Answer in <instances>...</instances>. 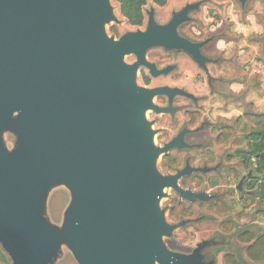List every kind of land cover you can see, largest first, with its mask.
<instances>
[{"label":"water","instance_id":"water-1","mask_svg":"<svg viewBox=\"0 0 264 264\" xmlns=\"http://www.w3.org/2000/svg\"><path fill=\"white\" fill-rule=\"evenodd\" d=\"M107 0H0V250L4 264H53L63 241L77 264H200L164 241V188L190 198L157 158L147 110L167 89L135 82L145 50L170 46L166 27L108 36ZM176 22L171 24L174 25ZM170 27V26H168ZM175 45L188 48L187 42ZM138 62L128 65L126 54ZM12 129L18 142L4 143ZM70 194L61 227L46 215L52 187ZM194 196V195H193ZM59 252V253H58Z\"/></svg>","mask_w":264,"mask_h":264},{"label":"flooded vegetation","instance_id":"flooded-vegetation-1","mask_svg":"<svg viewBox=\"0 0 264 264\" xmlns=\"http://www.w3.org/2000/svg\"><path fill=\"white\" fill-rule=\"evenodd\" d=\"M107 2L114 18L109 23L113 22L119 26L127 23L132 27L120 35L116 28H113V34L107 33L108 36L119 40L128 33H145L149 28L166 27L161 35L167 37L171 44L148 47L144 57L153 68L143 63L139 64L135 77L137 84V76H141L143 85L137 84L140 87L152 90L167 89V92L159 93L152 98L153 104L165 108L166 111L156 112L149 109L147 111H150L154 117L151 120L145 118L154 135L155 130L152 127L156 124L155 117L159 115H167V119L175 126L176 131L165 142L154 144L163 147L183 133L180 144L160 155L161 166L168 171L163 173L164 175L174 174L188 167L189 171L181 175L177 183L194 196L185 198L173 188H169L181 199L175 202L171 200L169 216L176 218L179 215H186L189 211L188 206L196 204H208L212 210L226 214L229 208L220 198L232 196L237 197L244 211L254 208L255 217L263 218L264 156L261 151L253 153L251 147L264 141L262 137L264 111L252 109V95L260 94L259 91L264 83V0H107ZM173 22L176 24L171 26ZM253 34L256 37L254 39H252ZM177 40L187 42L189 49L175 45L174 42ZM248 42L255 44L252 59L255 63L254 69L246 66L247 61H251L252 58L247 48ZM153 49L160 50L162 54L149 59L147 54ZM126 57H131V60L126 62ZM185 60L197 67L203 76V80L200 79L195 83L193 79L200 78V74L188 78L189 83L198 85L203 82L206 85L205 93L196 94L176 84V81L184 78ZM124 62L128 65L136 64L137 54L134 52L126 54ZM156 78H158L156 84L150 86L152 79ZM154 99H160L161 103L155 102ZM179 100L186 101L179 104ZM178 112L182 113V120L176 118ZM236 128L239 131H236ZM207 129H209V139L214 135L217 145L226 143L224 145L226 160H235L236 163L235 168L231 166L225 169L227 179H235V184L225 192L196 190L189 185H180V180L196 174L202 177L207 175V181L212 186L218 181L219 173L223 170L220 162L214 165H196L191 161L190 156L185 154L182 165L178 167L180 161L172 155L173 151L191 152L206 148L203 143L193 142V138L203 134ZM255 132L261 133L255 136L253 135ZM236 133L243 134L241 143L233 150H227L233 144ZM260 161L262 165H259ZM162 209L166 212L165 208ZM206 218V215L194 219L184 218L182 220L186 223L183 226L191 222H201ZM232 224L230 220H224L220 223V227L223 231H227L232 228ZM260 231L259 226L252 225L251 229L243 230L237 237L240 243L249 244L245 254L254 262L264 260V232L259 233ZM199 243L200 247L198 246L197 249ZM222 246H227L226 240L204 238L187 254L197 249L195 257L200 264H216V255L210 256L208 250ZM224 257L225 264H239L238 258L233 255Z\"/></svg>","mask_w":264,"mask_h":264},{"label":"rangeland","instance_id":"rangeland-1","mask_svg":"<svg viewBox=\"0 0 264 264\" xmlns=\"http://www.w3.org/2000/svg\"><path fill=\"white\" fill-rule=\"evenodd\" d=\"M113 28L117 30L118 34H122L123 32L131 29L132 27L129 26L127 23L123 25H116L112 23H109L106 25V31L109 35L113 34ZM240 36V35H238ZM252 39L256 38L255 35H252ZM255 44L253 42L247 43V48L251 52V61H247L246 66L250 69H254L253 65L255 64L252 59L254 55V49L253 47ZM248 51V55H249ZM162 54L160 50L153 49L151 50L147 56L149 59H154L155 55ZM256 54V53H255ZM260 56V55H259ZM126 62H129L131 60V57L125 58ZM256 61V60H255ZM164 63V62H160ZM185 65V74L184 78L176 81V84L181 85V87L188 88L189 90L193 91L196 94H203L206 91V85L201 82L200 84H190L188 81V78H194L195 75L200 74V78H194L193 83L196 81L203 80L202 73L199 71L197 67H195L191 62L188 60H185L183 62ZM157 79H152L150 86L153 84H156ZM137 84L142 86L143 82L141 80V76H137ZM155 102H160V99H154ZM186 100H179V104ZM145 117H147L149 120L154 117L153 114H151L150 111H147L145 113ZM176 118L179 120H182V113L178 112ZM156 124L153 125V129L155 130V135L153 136V142L155 144H161L168 140L170 137H172L176 131L175 126H173L169 120L167 119V115H159L155 117ZM236 131H239L238 128H236ZM241 136L243 134L236 133L234 134L233 144L229 147L227 150H233L237 146H239V143H241ZM17 136L14 133L12 129L6 130L4 134V143L7 149L10 151L15 150L17 146ZM193 142L203 143L205 144L206 148L202 150H192L191 152H178L173 151L172 155L176 156L180 164L178 167H180L183 163V156L189 155L192 159L191 161L196 165H214L216 162H220L223 166V170L219 173L218 181H216V185H211L210 182H208V176H200V174L192 175L189 178H184L180 180L181 186H191L195 188L196 190L200 189H207V190H213L214 192H225L226 190L230 189L231 186H233L235 183V179H227L225 169L227 167L236 166L235 160H226L224 157V145H217L214 140V135L210 137L209 139V129L205 131L203 134H200L198 136H195L193 138ZM13 148V149H12ZM12 149V150H11ZM209 152L211 154H209ZM226 152V151H225ZM162 157L159 156L156 160V166L158 170H160L162 173H168L167 170L162 168L161 166ZM171 172V171H169ZM164 192L166 195L162 197L159 201V206L161 208H165V217L169 223H177L180 220L184 218H197L201 215H206L207 218L201 222H191L186 226L180 227L173 231L169 237H164V241L167 244V246L174 250L179 252H189L193 246L201 241L204 238H211L214 237L217 240H226L227 246H222L219 248H210L208 250V253L210 256L215 254L216 256V264H225L224 263V256L226 255H233L234 257L238 258L240 262H244V264H264V260L259 261H251L245 254V249L249 245L248 243H240L237 240L238 235L243 230L251 229L252 225H257L260 227V232H264V217L260 218V216L255 217V211L254 208L251 210L244 211L242 209V205L237 200V197L232 196H225L224 198H220L222 201H224L229 211L226 214L218 213L217 211L212 210L208 207V204H196V205H190L188 206V213L186 215H179L176 218H172L169 216V210L172 206L171 200L173 202L175 201H181V199L178 197V195L172 190V189H164ZM70 201V194L68 192V188L64 185L55 186L52 187L46 197V204H45V211L46 215L49 218V221L54 224L55 226L61 227L62 223L64 222L66 210L69 206ZM233 201V202H232ZM264 205V204H263ZM187 206V204H186ZM256 208V207H255ZM224 220H230L233 224L232 228L223 231L220 227V223ZM255 223V224H253ZM60 256L58 260L53 262V264H77L75 262V259L73 258L72 254L70 253V250L66 246V244L61 241L60 245ZM58 252V253H59ZM224 257V258H223ZM3 254L0 250V264H4L3 262ZM228 258V257H227ZM243 264V263H242Z\"/></svg>","mask_w":264,"mask_h":264},{"label":"crops","instance_id":"crops-1","mask_svg":"<svg viewBox=\"0 0 264 264\" xmlns=\"http://www.w3.org/2000/svg\"><path fill=\"white\" fill-rule=\"evenodd\" d=\"M260 94L253 93L252 95V109L255 111H264V83L261 86Z\"/></svg>","mask_w":264,"mask_h":264},{"label":"trees","instance_id":"trees-1","mask_svg":"<svg viewBox=\"0 0 264 264\" xmlns=\"http://www.w3.org/2000/svg\"><path fill=\"white\" fill-rule=\"evenodd\" d=\"M260 133L261 132H255V133H253V135L258 136V135H260ZM262 137L264 139V132H262ZM251 148H252V152L253 153L256 152V151H261L263 153V156H264V141L263 142H258L256 144H254ZM263 160H264V157H263ZM259 165H262V162L261 161L259 162ZM237 260H238V263L239 264H242V263L244 264L243 261L240 262L239 259H237Z\"/></svg>","mask_w":264,"mask_h":264}]
</instances>
